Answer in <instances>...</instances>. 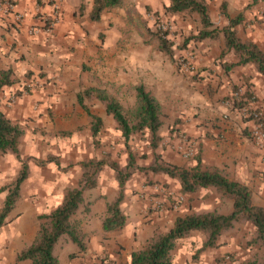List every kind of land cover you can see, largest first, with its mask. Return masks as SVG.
<instances>
[{
    "label": "crops",
    "instance_id": "crops-1",
    "mask_svg": "<svg viewBox=\"0 0 264 264\" xmlns=\"http://www.w3.org/2000/svg\"><path fill=\"white\" fill-rule=\"evenodd\" d=\"M13 1L23 22L16 24L10 15L0 14V68L11 67L15 79L0 91V110L23 127L24 135L18 147L19 157L12 152L0 154V207L7 194L1 189L16 179L20 159L27 160L28 168L14 207L0 227V264H29L17 262L16 254L33 240L39 216L54 209L65 189L73 186L79 167L70 163L79 158H102L103 151H93L92 142L100 138L102 145L114 144L120 136L115 120L99 100H84L87 110L77 102L78 93L88 88L106 90L126 105L135 102L133 87L143 84L162 108L158 132L162 159L180 166L192 164L193 159L186 160L169 145H163L171 137L185 133L199 142L203 166L217 168L230 180L244 183L251 190L252 204L264 206V150L251 138V122L225 103L240 87H249L264 100V74L251 63L230 66L237 61V55L233 49L222 54L223 37L219 41L191 42L188 53L197 71L185 72L162 53L151 34L136 27V16L150 9L170 18L179 34L191 30L192 19L183 20L175 13L163 11L168 0H122L120 6L103 10L98 19L91 18L95 0ZM204 1L212 6L210 16L215 20L222 0ZM225 1L231 17L244 14V22L238 27L240 38L252 40L260 47L263 39L258 31L248 28L251 14L246 12L247 1ZM54 4L60 7L61 22L53 32L29 35L27 27L38 24V16L51 12ZM91 115L102 119L95 136ZM80 127H84L82 133ZM82 134L85 141L80 140ZM113 147L120 149V144ZM49 154L58 156V160H39ZM146 179L166 187L173 199L182 194L178 181L172 177L139 173L126 183L121 204L126 225L104 231L106 204L118 192L114 171L104 166L97 186L84 193V203H89V208L76 215L83 218L86 249L79 251L73 242L60 241L56 245L60 264L95 263L101 257L107 264H129L131 252L140 248L155 229L169 228L176 216L208 211L228 214L233 209L230 197L206 187L182 194L185 200L175 208L148 212V199L159 195L151 191L153 184L146 183ZM94 220L99 222L97 228L91 226ZM231 240L216 249L213 257L193 261L192 240L182 239L172 251V264H226L228 257L222 262L213 258L223 252L222 247L240 254L238 240Z\"/></svg>",
    "mask_w": 264,
    "mask_h": 264
},
{
    "label": "trees",
    "instance_id": "trees-1",
    "mask_svg": "<svg viewBox=\"0 0 264 264\" xmlns=\"http://www.w3.org/2000/svg\"><path fill=\"white\" fill-rule=\"evenodd\" d=\"M13 1V0H12ZM260 0H252L257 3ZM14 2V1H13ZM122 0H95L91 14L92 19H98L105 9L120 6ZM165 11L171 13H196L202 25L197 35H191L190 39L204 40L207 38L218 39L223 37L225 44L222 54L233 49L237 55V61L230 66L242 64H254L256 69L264 74V51L252 41H242L237 34V26L243 21L240 13L231 17L227 13L226 2L221 4V16L224 24L221 28L213 27L209 16V7L204 0H168ZM159 48L161 51L172 54V44L167 38L160 36ZM189 41V39H187ZM11 67L0 68V91L4 86L14 83ZM135 90V103L130 108H125L112 94L106 90L88 88L80 91L77 102L87 110L84 100L97 99L103 104L105 110L115 120L121 131L125 146L129 149V142L137 133L149 136V145L155 150L160 144L161 137L158 134L162 125V110L154 95L138 83ZM235 89L234 91H236ZM251 90L246 87V93ZM230 99V98H229ZM243 104L242 100H232L230 108L236 110ZM91 130L95 136L100 129L102 119L91 115ZM24 135V129L18 123L11 121L0 110V154L12 152L19 157V144ZM97 143V141L94 140ZM21 169L16 179L4 186L1 190H7L6 197L0 207V227L14 207L19 195V188L27 177V160L20 159ZM82 164V175L77 186L66 188L61 202L48 213L39 216L37 232L33 240L16 254V261H27L29 264H60L56 245L60 241H71L80 251L86 249V233L82 230L81 220L75 215L84 206V193L97 186L100 172L108 165L114 171L118 192L116 197L106 204L102 217L104 231H114L124 228L126 215L121 208L124 199L126 183L134 172L164 174L174 178L180 185L182 194H191L201 188L214 187V189L233 200V209L228 214H220L216 211L188 212L175 217L172 225L167 229H155L152 235L138 249L131 252L129 264H172V251L176 244L187 238L193 232L205 235L201 247L197 252L220 244V237L238 223L249 222L254 227V236L251 243L260 250L241 260H231L230 264H264V206L252 204L251 190L244 183L230 180L225 174L214 167L203 166L200 159V148L193 158L192 164L186 166L175 165L162 160L155 154L154 160L148 166L138 165L132 151L128 150L125 165L104 159H90ZM146 183L153 184L154 181ZM89 208L85 204L83 211ZM250 244V243H249ZM101 264L105 260H101Z\"/></svg>",
    "mask_w": 264,
    "mask_h": 264
},
{
    "label": "rangeland",
    "instance_id": "rangeland-1",
    "mask_svg": "<svg viewBox=\"0 0 264 264\" xmlns=\"http://www.w3.org/2000/svg\"><path fill=\"white\" fill-rule=\"evenodd\" d=\"M224 1L225 0L221 1L220 6L218 8L217 15H216L217 22H215L216 19L215 20L211 19V16H210L211 8L210 7H212V6L211 5L208 6L210 19H211V21H213L212 22L213 27L221 28L224 24V21H223L224 17L222 18L221 13H220L221 4ZM246 1H247V9L249 10L246 12H250V14H251V17L248 20V23L250 22L251 24L248 25V28L251 32H253L254 30L258 31L260 37L263 39V42H260L261 43L260 48L264 51V0H260L257 3H253V4H252V0H246ZM163 11L165 13H171V12L165 11V7H164ZM160 14L161 13L150 11V9H145L143 11L142 15L138 14L136 16V18H137L136 27H137L138 31H142V32L147 33V34H151V40H154L157 43V47L159 46L158 37L164 36L165 38L169 39L168 41L171 42V44H172V54H170V53L167 54L163 51H162V53L164 55H168V58L170 60H172V62L178 67V60L180 58H183V57H186L187 55H189L188 52L190 51L189 47H190L191 42H194V43L197 42V40L190 39V36L191 35H197L198 32L200 31V29H202V25H201V22L199 20V16L196 13H194V14L175 13V14L181 16L182 19L184 18L183 20H189V21H190V19L193 20L190 22L191 23V27H190L191 30H189L187 33L181 32L179 34L178 31L176 30L172 20L170 18H163V16H161ZM242 15H243V21H242V23H243L244 22V14H242ZM242 23L240 25H242ZM161 25H164L165 29H163ZM240 25L237 26L238 36H239L238 27ZM220 38H221V36L218 39H210V38H207V39H210L212 41H219ZM239 38H240V36H239ZM187 39H189V41H187ZM200 41H202V40H200ZM242 41H252V40H242ZM252 42H254V41H252ZM185 72H187V71H185ZM126 94L127 93H125V95ZM88 100H90V99H88ZM135 100H136V98H135ZM134 103L133 104H126V105L122 104V105L125 108H130L134 105ZM161 110H162V108H161ZM83 128L84 127H80V129H79L81 131V133L84 131ZM80 140L81 141L86 140V138L84 137L83 134H82V137L80 138ZM170 140H172V137ZM95 141H97V143L94 141L92 142L93 143V151L101 149L103 151L102 159H104L106 161L114 160L122 166L125 165V163L127 161L128 150L133 152L135 160H136L138 165L148 166L154 160L155 154L160 155V157H161V153L159 152L158 148L153 150L150 147L149 136L146 134H141L140 132L137 133L134 136V139H132L129 142V144H130L129 149L125 146L124 139L121 136V131H120V136L118 138H115L114 144L107 143V144L102 145L100 142V138H99V140L95 139ZM57 143H58V141H57ZM118 143L120 144V149H117V147H115V149H113L114 148L113 145L116 146V144H118ZM138 143H142V145L146 144V146L145 147L137 146ZM163 145L166 146V145H168V143L164 142ZM46 159L58 160V156H56L54 154H49L44 158H40L39 160L41 161V160H46ZM87 160H90V159L79 158L77 161L70 163L71 166L77 165L79 167L78 172L75 171V173H74V176H73L74 184L71 187L77 186L78 181L81 178V175L83 172L81 163L84 161H87ZM139 173H142V172H138V171L134 172L132 177L139 174ZM145 181L147 182L149 180L146 179ZM6 185H8V184H6ZM67 188H69V187H67ZM165 189H166V187H165ZM168 191H170V190H168ZM108 192H109V190H107V193ZM85 204L86 203H84V206H82V208L78 211V213H80V211L82 212V214L86 213V211H87L86 208L83 211ZM88 205H89V203H88ZM169 207H171V206L168 205L167 208H169ZM76 215H75V217H76ZM76 218H78V217H76ZM81 218H78V219H80L81 223H82L83 218L82 219ZM98 223L99 222L97 220H94L91 223L92 228H95V227L97 228ZM254 233H255L254 227L252 226L251 223H249V222L238 223L234 228L225 232L220 237V244L218 246L207 248L205 250L197 252L198 249L202 245V241H203L205 235L203 233H200V232H193L192 234H190L188 236L192 240V245H193L192 250L190 252L191 258L193 259V261H197V259H201L204 257L208 258V255L213 257L214 251L216 249L218 250L221 246H226V244H229L228 242H230V239L232 238L231 241H233V243H235V240H238V243H236V244L239 245V249H240L239 252H241V253L239 254V253H236V252L230 251V250L224 251L225 249H223V247H222L221 249L223 252L222 253L217 252V256L214 257L213 259H217L218 262H220V261L222 262L225 259V257H228L226 264H230L231 260L244 259L247 256L253 255L254 253H259V251H260L256 247L255 244L251 243V240L254 236ZM94 236L96 237L97 235L94 234ZM68 242H70V241H68ZM85 243H86V237H85ZM73 245H74V248L77 247L76 244H73ZM86 245H87V243H86Z\"/></svg>",
    "mask_w": 264,
    "mask_h": 264
},
{
    "label": "built area",
    "instance_id": "built-area-1",
    "mask_svg": "<svg viewBox=\"0 0 264 264\" xmlns=\"http://www.w3.org/2000/svg\"><path fill=\"white\" fill-rule=\"evenodd\" d=\"M0 14L6 16L10 15L13 22L16 24H21L23 22V15L15 9V4L12 0H0ZM38 21V24L28 26L26 32L29 35H39L41 33L50 35L58 23L61 22L59 5L54 4L51 12H45L38 16ZM161 26L165 29L164 25ZM178 67L187 72L194 73L197 71V67L189 55L178 60ZM27 86L32 87L29 83ZM10 99L13 100L14 96ZM233 99L243 101V104L236 108V111L242 118L251 122V138L259 149L264 150V100L259 99L252 91L246 93L244 87L238 88L231 94L230 99L225 102L227 107H230ZM166 143L186 160L193 159L199 150V142L185 133L177 134L175 139L166 141ZM149 188L159 196L148 199V204L146 206L148 212H162L168 205L175 208L185 199L182 194H179L173 199L172 192L158 184L150 185ZM101 260H103L102 257L98 259V262L87 264H101Z\"/></svg>",
    "mask_w": 264,
    "mask_h": 264
}]
</instances>
